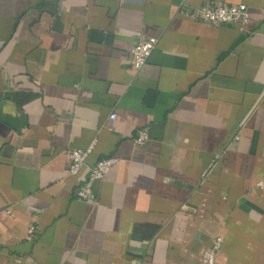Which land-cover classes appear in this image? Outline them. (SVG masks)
<instances>
[{"label":"crops","instance_id":"crops-1","mask_svg":"<svg viewBox=\"0 0 264 264\" xmlns=\"http://www.w3.org/2000/svg\"><path fill=\"white\" fill-rule=\"evenodd\" d=\"M212 4L245 30L180 12ZM91 145L117 161L85 204L66 153ZM260 180L264 0H0V264H195L216 237V264H264Z\"/></svg>","mask_w":264,"mask_h":264},{"label":"built area","instance_id":"built-area-1","mask_svg":"<svg viewBox=\"0 0 264 264\" xmlns=\"http://www.w3.org/2000/svg\"><path fill=\"white\" fill-rule=\"evenodd\" d=\"M180 12L191 20L208 24L212 26H220L230 24L238 26L241 31L249 23V14L247 7L244 5H227V4H212L201 6L195 10L189 11L185 8H180ZM156 39L153 37H139L138 40L129 49V66L133 72L138 73L145 65L150 56ZM113 115L109 119H113ZM148 140L147 130L142 128L135 132L133 143L137 146H143ZM92 145L85 149H73L66 153L68 162L67 175L78 177L81 171L86 168V174L79 178L78 184L74 190L76 200L85 203H95V195L92 191V185L96 181H101L107 174L113 164L116 163V158L107 157L98 160L93 165L87 166L86 161L91 152ZM255 188L263 189L264 180H260L255 184ZM34 226H30L27 230L28 237L35 235ZM221 247L220 237L212 240L208 248L201 254V259L195 264H216V256Z\"/></svg>","mask_w":264,"mask_h":264}]
</instances>
